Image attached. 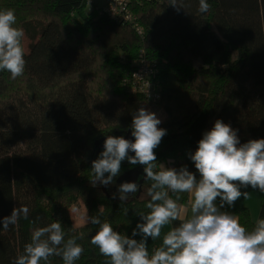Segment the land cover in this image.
<instances>
[{"label":"trees","instance_id":"obj_1","mask_svg":"<svg viewBox=\"0 0 264 264\" xmlns=\"http://www.w3.org/2000/svg\"><path fill=\"white\" fill-rule=\"evenodd\" d=\"M207 2L210 11L200 13L199 0H178L180 11L170 0H128L135 18L121 21L104 11L106 0H0V10L14 9L17 26L30 39L24 74L13 80L0 71V130L32 132L39 138L35 157L0 144V220L15 207L30 210L28 219L21 217L7 230L0 225V264H13L31 242L34 228L55 220L62 223L65 239L83 237L77 243L84 252L75 264H106L108 258L91 244L99 225L74 227L62 207L78 198L89 216L140 239L132 237V230L143 222L140 215L150 211L151 181L142 182L125 202L112 195L124 171H144L143 165L122 161L120 175L107 187L90 184V169L103 150L95 146L98 139H134L132 116L146 99L130 93L123 80L142 56L157 70L154 83L161 97L155 103L165 112L158 127L166 134L154 150L156 171L160 164L187 166L199 179L189 154L217 119L236 130L241 143L264 139V0ZM170 72L177 86H167ZM179 195L178 204H185L189 193ZM260 195L258 219L264 218V193ZM242 198L222 211L237 215L251 231L255 222ZM166 233L164 226L160 238L147 239L150 255ZM49 264L63 260L52 256Z\"/></svg>","mask_w":264,"mask_h":264},{"label":"clouds","instance_id":"obj_2","mask_svg":"<svg viewBox=\"0 0 264 264\" xmlns=\"http://www.w3.org/2000/svg\"><path fill=\"white\" fill-rule=\"evenodd\" d=\"M169 5L177 11L183 10L178 0H170ZM210 9L207 0H199L200 13ZM24 36V29L17 26L15 10H0V71L10 73L13 80L25 71ZM160 123L155 113L141 107L132 116L133 140L111 135L104 139L103 150L91 162L90 184L93 187L112 185L120 175L122 161L143 165V179L151 181L147 189L150 201L146 204L150 211L140 215L143 222L132 230V237L140 236L137 240L115 231L98 216H89L86 207L83 213L74 207L80 226L99 225L91 244L108 258L106 264H264V218L258 219L249 231L237 215L222 211L225 205L232 207L242 196L247 198L248 193L241 188L250 186L264 193V139L241 143L236 130L220 119L215 120L213 127L203 133L196 150L189 154L199 173L197 179L187 166L177 169L160 164L159 170H155L154 150L166 134L165 129L158 127ZM139 187L136 182L121 183L112 198L118 196L125 202ZM170 192L175 194V199ZM180 193L192 196L190 217L182 218L178 204ZM29 211L27 206L15 207L10 216L0 220V225L7 230L21 217L28 219ZM178 219L179 226L171 228L163 236L162 245L150 255L147 239L160 238L162 228ZM65 235L59 220L35 227L31 242L25 244L23 253L13 264H41L42 261L49 264L52 256L61 257L63 264H75L84 252L77 243L83 237L74 235L65 239Z\"/></svg>","mask_w":264,"mask_h":264},{"label":"rangeland","instance_id":"obj_3","mask_svg":"<svg viewBox=\"0 0 264 264\" xmlns=\"http://www.w3.org/2000/svg\"><path fill=\"white\" fill-rule=\"evenodd\" d=\"M23 46L25 49L28 48L30 44V39L25 37L22 40ZM166 84L169 87L177 86L178 81L175 77V74L170 72L166 77ZM146 108L147 110L156 114V116L162 121L165 118V112L162 107L158 104V102L144 101L142 102L140 108ZM0 144L8 147L10 151H15L17 153H22L28 155L30 157H35L39 151V138L32 132H17L12 133L11 130H0ZM102 187H104L102 185ZM189 200L191 202L192 196L190 194ZM241 204L246 206L250 212V216L252 215V220L256 223L259 217L260 208H261V195L259 190L252 189L248 191L247 198L241 199ZM191 205V203H190ZM63 208L67 211L70 222L74 227L80 226L78 223V213L73 211V208H77L79 213L84 212L85 205L81 198H78L76 203L73 202L69 205H62ZM88 213V212H87ZM165 227L169 231L172 228V224H166Z\"/></svg>","mask_w":264,"mask_h":264},{"label":"built area","instance_id":"obj_4","mask_svg":"<svg viewBox=\"0 0 264 264\" xmlns=\"http://www.w3.org/2000/svg\"><path fill=\"white\" fill-rule=\"evenodd\" d=\"M87 4H91L93 0H86ZM128 0H106L104 11L111 17L119 20L129 21L134 19L135 16L130 12L127 6ZM138 33H141L138 28ZM143 50L140 51V57ZM135 68L130 75L123 80V84L130 93L141 94L145 97L146 101L155 102L160 97V91L156 81V68L151 60L142 56L135 61ZM135 74V75H133Z\"/></svg>","mask_w":264,"mask_h":264},{"label":"water","instance_id":"obj_5","mask_svg":"<svg viewBox=\"0 0 264 264\" xmlns=\"http://www.w3.org/2000/svg\"><path fill=\"white\" fill-rule=\"evenodd\" d=\"M106 137H102L100 139H98L96 142H95V146H98V147H103V142H104V139ZM125 139H128L130 140V136L127 135L124 137ZM101 142V144L99 145V143ZM144 171L140 168H137V167H134V168H131V169H128L127 171H124L118 178H117V181L119 184L121 183H124V182H136L138 185H141L142 182H144Z\"/></svg>","mask_w":264,"mask_h":264},{"label":"crops","instance_id":"obj_6","mask_svg":"<svg viewBox=\"0 0 264 264\" xmlns=\"http://www.w3.org/2000/svg\"><path fill=\"white\" fill-rule=\"evenodd\" d=\"M189 196H190V193H189ZM190 203L191 202H190V200L188 198V201L185 204H179L181 206V209H182V218H186V217H190L191 216V211H190L191 205H190ZM251 217H252V215H251ZM171 224H172V222H171ZM172 228H173V225H172ZM166 231L168 232L167 228H166Z\"/></svg>","mask_w":264,"mask_h":264}]
</instances>
